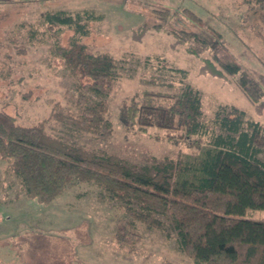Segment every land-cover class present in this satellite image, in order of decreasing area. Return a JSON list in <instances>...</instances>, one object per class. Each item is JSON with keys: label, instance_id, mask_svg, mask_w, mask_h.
Instances as JSON below:
<instances>
[{"label": "rangeland", "instance_id": "1", "mask_svg": "<svg viewBox=\"0 0 264 264\" xmlns=\"http://www.w3.org/2000/svg\"><path fill=\"white\" fill-rule=\"evenodd\" d=\"M164 8L195 12L204 27L222 34L223 59L232 55L264 74L260 10L250 0H0V112L22 126L46 121L52 134L117 156L133 171L149 168L153 159L175 158L179 151L197 152L176 140L178 131H143L128 120L131 99L146 90L173 94L186 81L200 95V121L210 132H220L215 122L220 108L239 109L245 122H259L264 129V111L257 113L237 85L201 72L207 54H187L166 32L149 30L137 39L146 21L157 22L154 9ZM59 10L84 17L92 12L96 20L85 25L83 35L75 27L48 24L46 14ZM174 26L194 29L182 20ZM74 40L91 53H108L118 61L116 82L106 98L113 123L108 139L80 130L69 117L81 113L78 88L85 79L72 74L62 58V48ZM88 95L93 104L95 96ZM143 212L160 220L161 228L148 229L137 221L130 229L133 237L120 240L123 223L130 226L133 213ZM246 217L264 220V211H248ZM5 241L0 264H195L180 247L166 208L147 209L135 199L115 201L96 186L78 182L50 205H41L26 196L20 179L0 159V244Z\"/></svg>", "mask_w": 264, "mask_h": 264}, {"label": "trees", "instance_id": "2", "mask_svg": "<svg viewBox=\"0 0 264 264\" xmlns=\"http://www.w3.org/2000/svg\"><path fill=\"white\" fill-rule=\"evenodd\" d=\"M250 1L260 10L259 25L264 33V0ZM85 14L59 10L45 17L50 25L75 27L86 35L85 25L96 16ZM153 14L157 22L148 25L146 21L136 32L140 34L137 39L149 30L166 32L187 54L196 58L207 54L202 58L201 72L233 82L254 110L263 113L264 74L232 55L223 59L226 46L221 33L204 27L203 19L190 9H154ZM179 20L194 25V29L175 27ZM61 52L70 72L85 78L78 88L81 113L69 117L80 130L100 139L110 138L113 123L106 98L116 82L118 61L108 53L89 52L78 40ZM88 93L96 98L93 104H89ZM202 115L200 95L186 81L173 94L146 90L133 97L127 110L133 125L143 131L149 127L178 131L176 140L188 142L197 151L153 159L149 168L133 171L117 156L52 134L46 121L22 126L10 114L0 112V159L7 161L20 179L26 196L41 205L53 203L73 183L92 184L115 201L135 199L147 209L166 208L180 247L195 264H264V220L246 217L248 211H264V129L259 122H245L239 109L226 112L220 108L215 120L220 132L212 133L200 121ZM207 137L211 139L205 144ZM133 215L130 226L127 222L122 225V241L133 237L130 229L137 221L148 229L162 226L150 214Z\"/></svg>", "mask_w": 264, "mask_h": 264}]
</instances>
